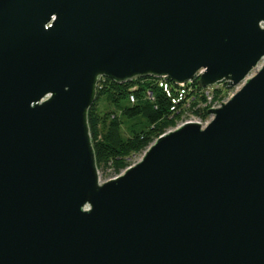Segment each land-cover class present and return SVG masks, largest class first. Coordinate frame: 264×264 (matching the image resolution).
<instances>
[{
    "label": "water",
    "instance_id": "1",
    "mask_svg": "<svg viewBox=\"0 0 264 264\" xmlns=\"http://www.w3.org/2000/svg\"><path fill=\"white\" fill-rule=\"evenodd\" d=\"M263 58L264 0H0V264H264V66L102 184L88 122L101 78Z\"/></svg>",
    "mask_w": 264,
    "mask_h": 264
},
{
    "label": "trees",
    "instance_id": "2",
    "mask_svg": "<svg viewBox=\"0 0 264 264\" xmlns=\"http://www.w3.org/2000/svg\"><path fill=\"white\" fill-rule=\"evenodd\" d=\"M155 78L137 79L130 83L118 84L110 79L101 78L97 96L88 113V122L99 171L110 170L111 176H118L131 164L128 158L143 154L147 148L169 129L175 128L181 116H173L172 100L159 87ZM198 84V81L195 83ZM148 93L152 94L150 98ZM134 95L136 103H130ZM106 96L110 103L120 111L101 114L96 109L99 97ZM193 105L189 112L207 116V110L195 111ZM145 117L147 126L139 132L124 133V120Z\"/></svg>",
    "mask_w": 264,
    "mask_h": 264
},
{
    "label": "built area",
    "instance_id": "3",
    "mask_svg": "<svg viewBox=\"0 0 264 264\" xmlns=\"http://www.w3.org/2000/svg\"><path fill=\"white\" fill-rule=\"evenodd\" d=\"M263 66L264 58L249 73V75L243 82L233 87L232 89L227 88L228 83L226 81H222L206 88H200L198 84L196 85L195 83L203 74V70L199 71L196 77L192 80L181 84H174L165 78L157 79L159 87L165 92L167 97L171 98L172 100L171 112L173 116H181V119L179 121L181 122V124H177L175 128L185 123H198L202 128L207 127L213 120V116L209 115L208 112L207 116L205 117H203L202 115H197L196 113H191L189 112L191 107L195 105L194 110H199L202 112L205 110L208 111L210 109L220 108L222 103H226L227 101H229L244 86L246 81L254 77ZM148 95L150 98L152 97L151 93H148ZM129 99L131 104L136 103L134 95H130ZM175 128H171L167 132ZM118 176H113L106 180H103L101 173L99 172V179L101 184Z\"/></svg>",
    "mask_w": 264,
    "mask_h": 264
},
{
    "label": "rangeland",
    "instance_id": "4",
    "mask_svg": "<svg viewBox=\"0 0 264 264\" xmlns=\"http://www.w3.org/2000/svg\"><path fill=\"white\" fill-rule=\"evenodd\" d=\"M96 109L101 113H110L114 112L118 116H121L120 111H118L109 101V99L106 96L99 97L96 101ZM178 124H181L179 122ZM147 122L145 117H138L134 120H124V133L126 136H129L131 134L130 132H139L146 128ZM143 154H134L128 158V162L133 165L139 162L142 158ZM101 173L102 179L106 180L110 178L111 172L110 170H101L99 171Z\"/></svg>",
    "mask_w": 264,
    "mask_h": 264
}]
</instances>
